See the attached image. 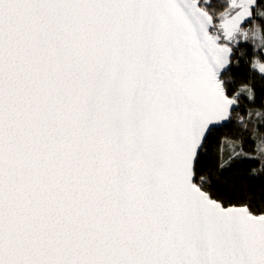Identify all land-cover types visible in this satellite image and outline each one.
I'll list each match as a JSON object with an SVG mask.
<instances>
[{
	"label": "snow or ice",
	"instance_id": "snow-or-ice-1",
	"mask_svg": "<svg viewBox=\"0 0 264 264\" xmlns=\"http://www.w3.org/2000/svg\"><path fill=\"white\" fill-rule=\"evenodd\" d=\"M0 264H264V0H0Z\"/></svg>",
	"mask_w": 264,
	"mask_h": 264
},
{
	"label": "trees",
	"instance_id": "trees-1",
	"mask_svg": "<svg viewBox=\"0 0 264 264\" xmlns=\"http://www.w3.org/2000/svg\"><path fill=\"white\" fill-rule=\"evenodd\" d=\"M247 72V64L245 63L244 59L241 58L240 60V68L239 69H233V74L235 75H238V76H241V75H245ZM249 165L246 163L244 165L241 166V169H242V174H247L248 171H249ZM245 186H248L250 187V189L257 195H259V191H258V188H259V185L257 184L255 187H253L251 185V182L249 181H245L244 182Z\"/></svg>",
	"mask_w": 264,
	"mask_h": 264
}]
</instances>
